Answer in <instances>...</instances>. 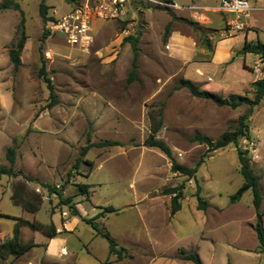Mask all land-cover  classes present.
I'll list each match as a JSON object with an SVG mask.
<instances>
[{"label":"rangeland","instance_id":"374dc122","mask_svg":"<svg viewBox=\"0 0 264 264\" xmlns=\"http://www.w3.org/2000/svg\"><path fill=\"white\" fill-rule=\"evenodd\" d=\"M5 1L11 0H0V4ZM12 1L22 12L13 6L0 11V167L10 166L6 151L12 147L16 151L14 170L33 180L0 178V246L12 238L17 218L53 222L59 229L73 217L70 207L74 205L86 211L85 218L108 230L119 247L147 250L149 254L140 255L136 264H191L177 261L182 249L196 252L203 264H264V253L246 249L259 244L250 226L252 191H246L235 204L230 200L243 184L237 147L231 143L208 150L207 145L192 140L201 134L216 142L223 133L233 132L248 106L221 107L178 88L184 75L175 74L179 64L172 60L163 40L169 22L162 16L169 15L171 29L177 28L179 21L172 16L182 15L181 11L131 1L124 20L97 22L93 50L87 54L69 46L59 34L43 38L42 0ZM45 2L49 16L69 11L68 0ZM203 2L218 4L217 0ZM249 2L259 8L252 19L263 30L260 37L264 41V2ZM22 18L27 35L21 54L24 62L14 71L8 51L18 40ZM181 21L184 32L204 36V31H195ZM138 32V79L127 84L132 51L124 39ZM217 32L231 35L227 25ZM43 64L58 98L52 107L48 106L49 90L39 74ZM160 107L163 123L157 138L171 148L175 160L193 170L202 155H208L194 178L173 172L171 160L160 149L144 144L150 135V115ZM249 129L260 137H241L238 146L263 179L264 195V100L253 108ZM88 135L93 143L111 140L121 146L92 147L73 169ZM250 141L255 143V153L249 150ZM85 161H92V168ZM82 184L89 185V193L81 192ZM197 185L202 199L212 205L205 213L196 207ZM171 188L182 193V209L173 218L169 214L172 196L165 194ZM68 197L71 202L64 204ZM14 198L21 203L16 204ZM26 202L29 205H24ZM93 205L115 206L117 211L106 212L101 219L93 217ZM20 229V240L27 250L9 255L0 248V264H65L64 255L52 261L47 258L45 248L50 238L28 226ZM96 233L82 222L77 231L60 237L69 239L66 246L71 256H78L77 264H98L88 255V248L104 259L102 264L135 263L134 250L126 249L125 256L118 259L109 254L108 241Z\"/></svg>","mask_w":264,"mask_h":264},{"label":"trees","instance_id":"16d2710c","mask_svg":"<svg viewBox=\"0 0 264 264\" xmlns=\"http://www.w3.org/2000/svg\"><path fill=\"white\" fill-rule=\"evenodd\" d=\"M11 6L14 7V9L21 11L19 4L14 3L11 1H5L2 4H0V11L3 9H8ZM22 12V11H21ZM40 17L44 23V27L46 25V22L52 18L48 15V6L46 5L45 0H42L40 4V10H39ZM173 19H176V17L173 15ZM189 26H191L195 31H201V28L198 26V24L184 20ZM24 18H22L17 34H18V40L16 43L12 45V48L9 49L8 55H9V61L12 64L13 70L17 71L20 66L22 65V59L21 54L25 48L27 35L24 30ZM171 31V23L167 24L165 28V33L163 36L164 42H167V39L169 37ZM49 35V32L45 29L43 33V38H46ZM141 32L136 33L135 35L128 36L124 39V42L130 45L131 51H132V61H131V69L129 71V75L127 78V84H131L133 81L138 79V56H139V40H140ZM200 39L202 43L207 47L210 48L208 40L200 36ZM243 53H254L258 54L263 60H264V43L257 42V43H247L244 46ZM40 76L43 77L47 88L50 93V103L49 107H52L58 103V98L54 91V85L52 82V79L48 76L46 72L45 65L43 64L40 69ZM252 89L254 90V96L253 98H249L244 95H231L229 98H223L215 93H212L207 90H200L191 80L180 78L178 81V88H187L192 96L197 98H202L206 100H210L213 103H215L218 106L221 107H229L231 109H237L238 107L242 105H247L248 110L239 117L238 121V127L234 129L233 132H225L223 133L222 137L217 140L216 142L213 141L209 136L196 134L192 137V140L194 142H198L199 144H205L208 147V150H216L220 148H224L227 145L233 143L237 147V155H238V161L240 165V174L243 178V184L240 186L238 191L231 196V203H236L240 201L243 194L251 190L253 194V206L256 211V223L254 226V231L256 234V238L259 242V250L261 252H264V211H261L260 207L262 204V193H261V186H260V177H258L254 171L253 167L251 166V161L248 158V156L239 148V139L241 137H245L247 139H250V129H249V122L250 118L253 114V108L255 106H258L261 104V102L264 100V79L257 80L251 84ZM164 103H161L160 106L162 107ZM159 108L156 114L152 113L150 115L152 125L150 130V135L145 140L144 144L148 147H156L160 149L170 160H171V169L173 172H179L182 174H185L189 177H195V173L199 169V167L204 163V158H206L208 155L207 153L202 155L200 160L196 163V166L193 170H189L185 166L179 164L172 153L171 148L166 144L165 141L157 138V133L162 128V117H163V110L162 108ZM110 146H121V143L118 141H111V140H105L97 143H93L90 140V136H87V143L85 146H83L80 150V157L77 159L76 163L73 166V169H77L79 163L82 161L81 157L85 156L88 151L92 147H110ZM6 158L10 163V166H1L0 167V178L3 176H8L11 178H16L18 176H23L26 180L32 181L33 179L27 175H24L22 171L16 172L14 170V164L16 160V151L14 148L9 147L6 151ZM89 164V166L92 168L93 162L92 161H85ZM196 190V197H197V208L199 210H205L208 206V202L203 200L200 195V187L197 185ZM80 190L82 193H89V185L88 184H82L80 185ZM54 193H56L58 196H61V192L53 190ZM166 195H171V203H170V215L173 216L178 211L181 210L182 205L180 203V199L182 197L181 190L178 188H171L167 189L165 191ZM64 204H69L71 202V198L68 197L63 200ZM14 202L16 204H20V201H17L14 198ZM29 203L26 202L24 205ZM71 216L73 217H80L83 221L87 222L91 225V227L97 232L98 235L102 236L108 241L109 244V254L116 255L118 259H122L126 254V249L123 247L118 246L117 240L111 235V233L106 229H100L97 225V223L93 219H88L82 216L79 209L72 205L71 207ZM101 212L98 214L99 217H103L104 213H112L116 212L117 209L114 206H107V207H100ZM17 223L13 229L12 238L4 243L1 244L0 248H2L4 251H6L9 255H21L25 253L27 250V246L23 245L21 243V227L22 226H28L31 229L38 230L42 232L45 236L48 238H55L58 235V229L56 228L55 224L53 222L49 224L40 223L37 221H30L22 218H17ZM181 260L184 261H190L194 264H203L199 255L196 252H186L185 250L181 251V255L179 256ZM6 264H12V263H6Z\"/></svg>","mask_w":264,"mask_h":264},{"label":"crops","instance_id":"0c3cea01","mask_svg":"<svg viewBox=\"0 0 264 264\" xmlns=\"http://www.w3.org/2000/svg\"><path fill=\"white\" fill-rule=\"evenodd\" d=\"M218 4L220 0H217ZM256 4L264 2V0H255ZM184 3V2H183ZM185 3H195L201 4L207 7H210L204 13L194 12V11H181L182 15H174L176 17L175 21H179L176 25L179 27L172 28L169 34V37L166 42V47L168 53L173 61L179 64V68L175 71V74L182 73L184 79L191 80L200 90H207L212 93H215L223 98H229L231 95H244L249 98H253L254 90L251 87V84L257 81L256 74L253 72L252 67L257 60L261 57L258 54L254 53H243L245 44L247 43H257L264 41L261 40L260 35L263 33V30L256 25L254 19L249 20L248 27L243 31L231 32L230 36H224L215 34L216 31H220L224 25H227L228 19L231 18V15L223 14L218 12L215 7L218 5H209L203 2V0H187ZM185 15V16H183ZM147 23L151 25V20L149 19L150 15L146 13ZM163 19H167L170 23L171 18L169 15L164 14ZM188 20L198 24L201 28V31H204V36L208 40L210 48H207L201 41L200 36L197 37L195 34L191 33L189 30L186 32L180 28L182 21ZM184 24V23H183ZM172 26V25H171ZM188 29V28H187ZM213 31V35H211ZM141 40V36H140ZM139 40V42H140ZM253 57V58H252ZM22 62H24V57L22 55ZM187 88H181L183 92ZM241 107V106H240ZM250 134L259 138V134H256L252 129H250ZM254 173L256 174L254 168ZM257 175V174H256ZM258 176V175H257ZM259 177V176H258ZM263 179L260 177V186L262 193V204H264V195H263ZM208 202V201H207ZM239 202V201H238ZM237 203V202H236ZM235 204V203H233ZM100 207L93 205L92 209L96 208L94 211L96 214L93 217L98 218V214L101 212ZM115 207V206H114ZM197 207V206H196ZM212 207L209 204L206 209ZM182 209V208H181ZM198 209V208H197ZM205 210H201L205 213ZM261 209V207H260ZM199 210V209H198ZM82 216L83 212L79 209ZM221 210H219L220 212ZM179 212V211H178ZM177 212V213H178ZM176 214L170 217H175ZM170 214V209H169ZM252 221L250 226L254 231V226L256 223V211H251ZM96 218V219H97ZM105 219L103 217H99ZM85 222L80 217H71L70 221L64 223V227L58 229V235L56 238H50L46 248V256L52 261L53 258L57 256H66L65 264H77V255L71 256L68 249L67 243L69 239L60 237L61 234H72L78 230L80 223ZM87 223V222H86ZM88 224V223H87ZM255 233V231H254ZM97 234V233H96ZM98 235V234H97ZM256 236V234H255ZM259 243V242H258ZM123 247V246H122ZM129 251H133L132 258L135 259L137 263L140 255L147 256L149 253L147 250L138 251L136 246L123 247ZM248 251H254L257 253H264L259 250V244L253 246L252 248H246ZM255 249H258L255 251ZM184 250V249H182ZM181 250V251H182ZM88 255L98 264H102L101 261L104 259H99L95 256L91 248L87 249ZM61 254V255H60ZM162 255V254H157ZM174 255H171V259ZM106 259V258H105ZM180 259V258H179ZM182 263H191L190 261L177 260Z\"/></svg>","mask_w":264,"mask_h":264},{"label":"built area","instance_id":"2783aa9c","mask_svg":"<svg viewBox=\"0 0 264 264\" xmlns=\"http://www.w3.org/2000/svg\"><path fill=\"white\" fill-rule=\"evenodd\" d=\"M131 1L148 3L165 11L209 10L210 7L195 3H180L179 0H68L69 11L58 16L52 15L45 25L50 35L59 34L72 48L89 54L95 43V25L99 21L124 20ZM215 9L231 15L227 26L231 32L243 31L248 27L252 13L259 8L249 0H220ZM49 56V52L46 53ZM258 80L264 79V60L260 58L252 67ZM249 150L255 153V143L250 141ZM63 216H68L63 213Z\"/></svg>","mask_w":264,"mask_h":264}]
</instances>
